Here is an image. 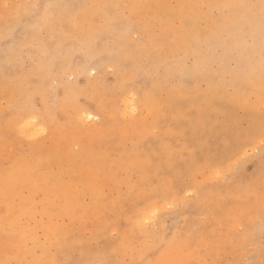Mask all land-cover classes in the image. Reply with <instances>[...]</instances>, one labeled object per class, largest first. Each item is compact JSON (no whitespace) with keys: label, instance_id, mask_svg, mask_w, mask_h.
<instances>
[{"label":"rangeland","instance_id":"obj_1","mask_svg":"<svg viewBox=\"0 0 264 264\" xmlns=\"http://www.w3.org/2000/svg\"><path fill=\"white\" fill-rule=\"evenodd\" d=\"M233 3L259 0H0V179L61 156L105 186L101 214L44 216L16 180L32 211L12 231L0 198V264L43 247L56 264H264V36L258 10L217 7Z\"/></svg>","mask_w":264,"mask_h":264},{"label":"bare ground","instance_id":"obj_2","mask_svg":"<svg viewBox=\"0 0 264 264\" xmlns=\"http://www.w3.org/2000/svg\"><path fill=\"white\" fill-rule=\"evenodd\" d=\"M111 2H112V0H111ZM172 41H174V40H172ZM138 104H139V101H137V98H135V95L130 94L126 100V107H127L128 111L130 113H134V111L138 109ZM20 112L23 113L22 111H19V113ZM37 112H40V111H37ZM26 113L27 112H25V114ZM40 114H41V112H40ZM18 115H16L15 117L17 118ZM98 117H99V115L92 114L91 112L88 114L85 113L83 116V118L85 120H90V119H94V118H98ZM16 118H14L15 123L17 122ZM21 119L22 120L20 121L21 122L20 131L24 135L29 136V137H33V138H37L36 136L41 135L42 131H44V129H43L44 128V125H43L44 122L42 121V118L38 117L36 114H31V115L29 114L26 116L24 115L23 118H21ZM33 127H36L37 129L35 130V132L30 133L29 129L33 128ZM49 129H50V127H49ZM49 129H48V131H49ZM7 130H9V129H7ZM6 140H8V139H6ZM33 140H32V142H33ZM28 143H31V142H28ZM37 145H39V144L31 145L30 146L31 151H36ZM31 154L33 155V152ZM67 159H68V155L65 154L64 161H62V162L66 163ZM18 161H21V160H18ZM76 166L78 167L77 164L75 165V167ZM60 169H61V156H60V158H58L54 161H48V160L42 161V160L38 159L35 162H27L25 164L23 163L21 166H18L16 169H13L14 174H13L12 178H10V176H9L10 174H7L8 176L6 177L5 180H3V178L0 179V180H3L1 183L2 193L0 195L1 196L0 198H2V200L7 203V206L9 207L10 211L12 212V216L14 217L13 221H12L13 223L9 224V227H10L9 229H11L13 231L15 229L14 227H15L16 223L18 221H21L23 217L27 216V215H25V216L23 215V214H27V211H24L23 213H21V215H23V216H21L20 213H16L15 208L18 207L19 203L23 202L22 203L23 208L25 207V208L30 209V207H31V204L29 205V202L23 201L20 198V196L18 199L11 201L10 196L14 191H16L15 188L17 185V181L20 180L22 176H23L24 181L32 180L31 187H32V191H33L34 195L36 193H38L39 191L44 192L43 199L40 202V203H43L42 205H40V207L42 209V213L44 216H47L52 209L54 211L58 210L59 212H61L59 214H68L71 216L81 214L84 217H88V216H95V215L102 213V211L105 208V206L103 205V200H105V193H104L105 186L103 185L104 182L102 180H95L94 178L90 177V175H87L85 173H79L75 176H71L69 174L65 175V173H64V172H66L65 168L64 167L62 168L64 170V172H62ZM9 171L11 172V170H9ZM36 171L41 173V175L43 177V181H45V182L51 181L52 183H50L48 185H43L37 177L32 178L33 175L36 173ZM41 187H43L44 189ZM56 199H59V200L57 202L56 207L54 206V208H53V206L51 204H53V202ZM31 209H30V211H32ZM8 212H9V210H8ZM154 214H156L155 211H151L147 214H144L141 217V223L142 224L149 223L150 220L153 218ZM138 218H139V216H138ZM156 221L158 222V220H156ZM157 224H159V223H157ZM6 225L8 226V223ZM62 229L63 230H59L58 233L59 234L63 233V239H64L66 231L64 230L63 227H62ZM7 233H9V232H7ZM29 237H32V236L26 234L25 232H23L21 235V239H27ZM46 250H47V248L43 247L39 251L41 253H43ZM48 250H47L46 264H56L55 259L49 258ZM41 253H39L38 251H34L33 253L30 254L27 251L26 254L30 255L28 257V259H30L31 264H32L34 262H37V260H40L42 262V257L40 255ZM18 256L23 258V255H18ZM9 258L7 259L8 261L6 260L2 264H10L11 259H13L14 256H12V258L10 260H9ZM15 259L16 260L18 259L17 255H15ZM41 262L38 264H41ZM28 264H30V263H28ZM44 264H45V261H44Z\"/></svg>","mask_w":264,"mask_h":264},{"label":"snow or ice","instance_id":"obj_3","mask_svg":"<svg viewBox=\"0 0 264 264\" xmlns=\"http://www.w3.org/2000/svg\"><path fill=\"white\" fill-rule=\"evenodd\" d=\"M19 7L38 9L41 7V5L31 4V5H21ZM45 7H48V6H45ZM217 7L222 8L224 10H228V9L258 10V14H259L260 21H261V32H262V36H264V0H259L258 4L257 3H233V4L217 5ZM261 205H262V208H264V190L261 191ZM90 264H111V262L94 261V262H90ZM136 264H151V262L147 260L146 255H142L141 259L138 262H136ZM158 264H164V262L160 261L158 262Z\"/></svg>","mask_w":264,"mask_h":264}]
</instances>
